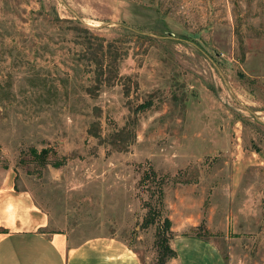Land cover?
Listing matches in <instances>:
<instances>
[{
	"label": "rangeland",
	"instance_id": "rangeland-1",
	"mask_svg": "<svg viewBox=\"0 0 264 264\" xmlns=\"http://www.w3.org/2000/svg\"><path fill=\"white\" fill-rule=\"evenodd\" d=\"M0 174L73 243L264 264V0H0Z\"/></svg>",
	"mask_w": 264,
	"mask_h": 264
},
{
	"label": "crops",
	"instance_id": "crops-1",
	"mask_svg": "<svg viewBox=\"0 0 264 264\" xmlns=\"http://www.w3.org/2000/svg\"><path fill=\"white\" fill-rule=\"evenodd\" d=\"M49 217L26 191L16 190L0 174V264H143L113 236H93L73 243L66 231H48ZM170 264H225L208 242L175 237Z\"/></svg>",
	"mask_w": 264,
	"mask_h": 264
},
{
	"label": "trees",
	"instance_id": "trees-1",
	"mask_svg": "<svg viewBox=\"0 0 264 264\" xmlns=\"http://www.w3.org/2000/svg\"><path fill=\"white\" fill-rule=\"evenodd\" d=\"M167 248H168L167 246H164V251H165ZM171 255H172V256H175L176 253H175L174 251H172V252H171Z\"/></svg>",
	"mask_w": 264,
	"mask_h": 264
}]
</instances>
